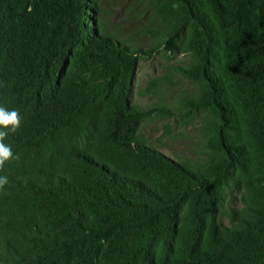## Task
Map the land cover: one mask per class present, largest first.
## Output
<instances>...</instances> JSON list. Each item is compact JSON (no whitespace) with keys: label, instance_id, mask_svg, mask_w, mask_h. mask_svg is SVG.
Segmentation results:
<instances>
[{"label":"trees","instance_id":"16d2710c","mask_svg":"<svg viewBox=\"0 0 264 264\" xmlns=\"http://www.w3.org/2000/svg\"><path fill=\"white\" fill-rule=\"evenodd\" d=\"M135 1L131 43L103 0H0V106L22 117L0 264H264V0ZM160 51L185 59L195 157L136 133L134 71Z\"/></svg>","mask_w":264,"mask_h":264},{"label":"rangeland","instance_id":"374dc122","mask_svg":"<svg viewBox=\"0 0 264 264\" xmlns=\"http://www.w3.org/2000/svg\"><path fill=\"white\" fill-rule=\"evenodd\" d=\"M103 21L108 31L132 39L130 32L146 24V18L135 17L144 9L135 0H103ZM139 42V39L134 40ZM169 56V55H168ZM185 61L180 54L167 57L157 52L138 61L131 82V101L142 109H151L141 121L137 136L166 155L195 157L201 146L199 113H186L185 99L192 86L174 66ZM158 84L150 86V80ZM160 111V113L158 112Z\"/></svg>","mask_w":264,"mask_h":264},{"label":"clouds","instance_id":"9594fccd","mask_svg":"<svg viewBox=\"0 0 264 264\" xmlns=\"http://www.w3.org/2000/svg\"><path fill=\"white\" fill-rule=\"evenodd\" d=\"M21 123L22 117L16 109L0 106V170L4 169L8 162L16 158L11 145L5 142V138L10 133H15ZM8 182V176L0 174V188H3Z\"/></svg>","mask_w":264,"mask_h":264}]
</instances>
